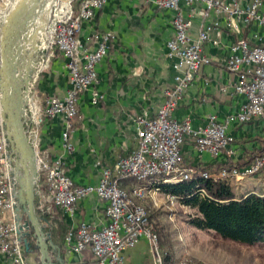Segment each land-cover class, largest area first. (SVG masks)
I'll return each mask as SVG.
<instances>
[{"label": "built area", "instance_id": "1", "mask_svg": "<svg viewBox=\"0 0 264 264\" xmlns=\"http://www.w3.org/2000/svg\"><path fill=\"white\" fill-rule=\"evenodd\" d=\"M105 1L79 0L77 6L69 1L62 13L59 9V14L55 8L49 19L45 34L49 53L44 61L48 62L49 57L54 56V51L64 55L68 88L61 97L47 95L39 102L34 99L32 90L30 92L32 101L25 118V127L36 152L37 208L50 215L54 206L62 213L73 215L77 201L91 193L106 202L105 215L108 220L104 226L95 228L82 221L65 233L64 243L68 251L82 254L83 250H88L90 253L86 260L80 258L66 264H122L123 251L134 246L140 237H145L150 244L153 264H165L157 234L149 222L148 210L140 200L153 191L161 190V183L181 181L195 172L194 168L181 165L180 146L186 135L192 137L195 146L201 151L213 155L224 151L230 156L233 150L229 147L232 140L227 133L229 122L264 121V33H254L253 42L238 38L231 44L230 54L225 60V67L237 76L232 83L231 93L243 94L245 102L236 113L228 115L223 121L219 122L214 115H210L206 124L192 128L189 119L178 121L171 116V111L193 81L201 64L210 63L203 45L206 42L217 43L222 28L217 22L205 23L193 38L188 33L190 20L179 11V0H152L158 8L175 10L174 35L167 41L166 52L173 69L177 71L174 85L154 116L143 110L135 117L136 147L120 157L112 167H103L97 184L76 185L67 175L62 159L51 156L46 149L39 147V127L45 120L60 115L64 124L63 148L68 153L73 151L70 131L77 115V99L81 92L96 81L95 64L107 54L110 41L114 38L111 32L95 33V46L90 50L89 45L78 38L76 31L80 22L91 18ZM196 1L204 3V8L198 11L199 15L205 17L210 11L224 13L228 18L225 26L235 32L240 30L238 20L241 18L246 22L254 20L264 27L261 0H251L243 8L237 5V0H233L231 5L225 4L223 0ZM9 4L10 0H0V19ZM220 89L226 90L224 86ZM101 99L102 94L92 92L93 104ZM3 127L0 108V254L5 256L4 264H33L27 259L12 220L8 180L10 164L5 156L8 143ZM263 168L264 153L244 166L221 167L215 171H204L201 176L215 181H239L258 174ZM122 179H132L129 189L119 185ZM166 196L170 200L175 198L168 193ZM6 213H11V219H3ZM168 264H196V261L183 257L171 260Z\"/></svg>", "mask_w": 264, "mask_h": 264}, {"label": "crops", "instance_id": "2", "mask_svg": "<svg viewBox=\"0 0 264 264\" xmlns=\"http://www.w3.org/2000/svg\"><path fill=\"white\" fill-rule=\"evenodd\" d=\"M79 1V0H78ZM233 0H223L231 5ZM251 0H237L239 7H245ZM78 5V4H76ZM204 3L193 0H179V11L190 20L188 33L195 37L201 25L217 22L222 28L217 43L206 42L203 50L210 63L201 64L191 84L181 95L171 116L178 121L189 119L192 128L206 124L210 115L223 121L234 114L245 102V96L231 93L236 74L225 67L230 54V46L238 38L253 42V34H263L264 27L256 21L238 20L239 31L225 26L228 18L224 13L210 11L205 17L199 15ZM260 10H264L261 0ZM175 10L158 8L152 0H106L96 9L91 18L82 20L76 35L82 43L93 49L95 33L111 32L107 54L96 64V81L86 88L77 99V115L70 131L73 151L63 148V119L60 115L45 120L39 127V147L46 149L53 157H60L67 175L76 185H95L101 178L103 167L112 165L122 156L129 154L137 145L135 117L143 110L154 116L174 85L177 73L167 57V41L174 35L173 17ZM212 37H215L212 34ZM66 58L60 52L51 59L50 65L38 78L34 89V99L39 102L47 95L63 96L68 88ZM225 87L222 91L220 88ZM102 94V99L93 104L92 92ZM227 133L232 137L229 147L233 153L224 151L213 155L197 149L190 135H186L181 146L183 167L206 168L215 171L228 162L231 166H244L256 149L264 145V121H231ZM240 198L251 193L264 194V169L255 176H247L239 181L229 180ZM122 188L129 189L131 181L122 179ZM106 202L95 193L79 199L73 215L58 211V217L47 215L51 223L46 230L59 246L63 244L65 233L79 222H86L95 228L107 223ZM32 256V255H31ZM27 255L31 263L34 257ZM122 264H153L150 244L145 237L123 251ZM82 254L65 249L64 262H76ZM171 259L166 258L165 264ZM5 256L0 254V264Z\"/></svg>", "mask_w": 264, "mask_h": 264}, {"label": "water", "instance_id": "3", "mask_svg": "<svg viewBox=\"0 0 264 264\" xmlns=\"http://www.w3.org/2000/svg\"><path fill=\"white\" fill-rule=\"evenodd\" d=\"M47 0H10L0 19V108L10 164L8 180L12 200V220L18 240L27 254L36 248L40 264H65L60 247L46 230L51 223L47 214L37 208L38 183L36 152L25 127V118L32 101L30 92L36 82L38 54L37 24Z\"/></svg>", "mask_w": 264, "mask_h": 264}, {"label": "trees", "instance_id": "4", "mask_svg": "<svg viewBox=\"0 0 264 264\" xmlns=\"http://www.w3.org/2000/svg\"><path fill=\"white\" fill-rule=\"evenodd\" d=\"M73 3L77 6L79 1L74 0ZM263 153L264 145L252 151L246 162H252ZM221 167L229 168L231 162ZM194 170L187 179L160 186L164 192L174 195L181 204L194 210L193 216L189 218L190 223L197 228L210 229L224 238L249 245L264 241V194L251 193L235 198L229 180L215 181L202 177V172L209 171L206 168L196 167ZM59 210L53 206L50 215H53V218L58 217ZM59 247L64 257V240ZM162 255L163 260L168 258L167 253ZM89 257V251L83 250L82 259Z\"/></svg>", "mask_w": 264, "mask_h": 264}, {"label": "rangeland", "instance_id": "5", "mask_svg": "<svg viewBox=\"0 0 264 264\" xmlns=\"http://www.w3.org/2000/svg\"><path fill=\"white\" fill-rule=\"evenodd\" d=\"M68 1L74 4V0ZM44 51L43 56L37 55V60L43 62L33 84L32 94L38 78L48 69L53 58L51 56L48 62L44 61L49 50ZM140 201L148 210L149 222L158 237L159 250L161 254L167 253L168 259L190 257L196 264H264V241L249 245L224 238L213 230L193 226L189 218L193 216L194 210L181 204L178 199H168L162 189L151 192ZM3 219H11V213L4 214ZM27 255H32L38 262L39 253L36 249Z\"/></svg>", "mask_w": 264, "mask_h": 264}, {"label": "bare ground", "instance_id": "6", "mask_svg": "<svg viewBox=\"0 0 264 264\" xmlns=\"http://www.w3.org/2000/svg\"><path fill=\"white\" fill-rule=\"evenodd\" d=\"M69 1H62V0H47L44 7L41 10V13L39 15V17L37 18V24H43L42 29L38 32L37 34V39H36V47H33V42L32 43H28V50H45L46 47V43H44V36L47 33V26L49 23V19L51 18L52 12H54L53 9L57 8V12L59 10L60 13L63 12V10H65L68 7ZM58 12V13H59ZM59 13V14H60ZM43 43V44H42ZM41 44V45H40ZM43 45V46H42ZM46 47V48H45ZM43 61H38L36 63V70H39L41 64ZM31 103V102H30ZM255 176V175H254ZM245 178V177H244ZM167 183H172V182H165V183H161V184H167ZM257 194V193H254Z\"/></svg>", "mask_w": 264, "mask_h": 264}]
</instances>
